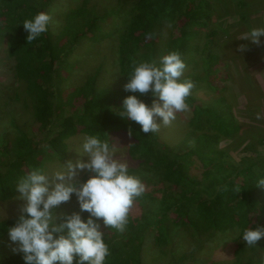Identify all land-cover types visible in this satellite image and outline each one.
<instances>
[{
    "label": "trees",
    "instance_id": "obj_1",
    "mask_svg": "<svg viewBox=\"0 0 264 264\" xmlns=\"http://www.w3.org/2000/svg\"><path fill=\"white\" fill-rule=\"evenodd\" d=\"M50 1L0 0V40L5 38L15 78L25 80L32 88H27L29 100L25 109L27 120L38 125L31 131L3 123L0 201L15 197L16 181L31 169H42L50 161H62L71 137L87 133L97 135L111 145V134L123 132L128 138L131 157L140 167H129L130 174L142 169L157 175L163 184L158 194L154 195L145 187L142 196L136 198L132 208L139 209V217H132L129 211L125 232L118 233L101 225L110 249L105 264H142L144 233L154 229L161 244L167 237L163 233L167 224H179L197 239L207 236L220 240L231 239L232 231H238L237 239H240L245 228L264 227V188L256 184L264 173L251 165L240 169L230 167L229 163L225 166L226 151L217 147L221 137H230L240 128L228 103L219 98L212 106H202L191 94L186 101L192 109L188 121L190 130L184 141L174 146L162 143L158 132L142 133L139 125L122 120L116 114L122 99L130 94L123 90V85L135 63L159 64L160 58L171 51L179 52L186 61L187 51L194 49L191 42L200 33V28L211 22V0H132L129 9L120 2L114 11L107 10L102 14L95 7L89 8L88 1L84 0L64 17L62 34H67V38L62 46L56 41L51 42L56 38L49 29L36 40L27 41L22 22L44 12ZM123 11L129 13V19L119 34L115 58L124 78L121 87L100 85L99 74L93 72L81 75L76 86L64 88L61 85L64 76L53 69L52 63L72 45L80 46L85 40L99 41L102 34L94 32L98 23L108 15ZM164 29H167L166 36H159ZM214 33L215 30L208 31L209 35ZM200 54L204 62L217 61V56L209 55L205 47ZM183 78L196 81L191 75ZM136 95L151 105L150 94ZM53 97L58 104L54 103ZM61 105L69 106L68 112H64ZM202 130L206 131L196 132ZM190 137L194 139L193 146L184 144ZM248 145L254 147L251 143ZM199 172L204 175L203 181ZM86 178L84 172L77 180ZM74 208L79 212V207ZM87 215L81 213L82 218ZM16 218L0 219V238L7 237L6 230ZM257 247H264V238L257 242ZM257 256H237L236 263L261 264ZM3 258L0 264H23L18 254L8 253Z\"/></svg>",
    "mask_w": 264,
    "mask_h": 264
},
{
    "label": "rangeland",
    "instance_id": "obj_2",
    "mask_svg": "<svg viewBox=\"0 0 264 264\" xmlns=\"http://www.w3.org/2000/svg\"><path fill=\"white\" fill-rule=\"evenodd\" d=\"M86 1H88V7H95L99 14L107 10L114 11L115 6H118L120 2L128 9L132 6V0ZM83 2L84 0L50 1L44 12L51 15L47 28L56 38V40L51 39V42L56 41L61 46L65 43L67 34H62L65 25L64 17L70 9L81 6ZM211 4V22L208 26L201 27L200 33L191 42L194 49L187 51L184 76L191 75L196 78V81H193L195 86L191 94L198 104L212 106L221 98L231 106L232 116L240 128L230 137H221L217 145L218 148L226 151L225 166L229 163L230 167L240 169L251 165L252 168L260 170V173H264V37L260 38L262 41L260 46L242 39L250 29L264 28V0H211ZM128 19L127 11L108 15L94 30L95 33L102 34L99 41L85 40L80 46L72 45L73 47L68 48L59 60L56 59L52 63L53 69L64 76L61 82L64 88L76 86L81 75L93 72L99 74L100 85L110 86V88L121 87L124 78L119 73L115 58L118 37ZM209 29L215 30L216 34L209 35ZM166 34L167 29H164L159 36L164 37ZM241 44L247 46V51L243 53L237 51ZM203 47L209 55L215 54L217 61L214 63L202 61L200 53ZM205 58L211 60L208 57ZM29 85L25 80L15 78L12 61L7 55L5 38L2 37L0 40V133L4 130L3 123L7 126L8 124L19 125L31 131L38 126L32 120H27L25 103L29 100L27 91ZM29 89L32 88L29 87ZM53 100L55 104H58L57 99L53 97ZM61 107L64 112H68L69 106L61 105ZM191 112L192 109L189 107L185 112L176 113L175 120L169 125L160 124L157 131L160 141L169 146L183 142L186 132L190 130L188 121ZM203 131L206 130L196 132ZM83 135L77 134L69 139L67 155L62 161H50L42 169L47 174H51L61 165L66 166L68 161L75 163L78 158L83 159L84 157H78L76 153ZM193 140L190 137L184 144L193 146ZM249 143L254 147H250ZM111 146L118 159L127 162L129 167L140 168L138 162L131 157L128 138L123 132L111 134ZM83 173L84 171H78L76 179H80ZM133 175L138 176L154 195L161 191L160 185L163 183L157 175L145 173L142 169L135 171ZM200 175L203 181L204 175L201 173ZM14 196L11 200L0 201V219H11L19 215L22 202L16 199V193ZM76 206L78 207V204L73 195L68 202L62 203L56 209L57 215L61 212H75ZM139 213L138 208L130 210L132 217H139ZM165 226L163 233L167 237L161 244L158 243L159 236L153 233L154 229L146 233V244L142 249V264H237V256L242 258L252 255H258L261 264H264V247L250 249L242 244L243 241L237 239L238 231H232L231 239L220 240L219 237L208 238L207 236L197 239L192 232L189 234L179 224ZM235 238L236 241H234ZM8 253L12 252L7 245V239L0 240V259ZM239 263L251 264L247 261Z\"/></svg>",
    "mask_w": 264,
    "mask_h": 264
},
{
    "label": "clouds",
    "instance_id": "obj_3",
    "mask_svg": "<svg viewBox=\"0 0 264 264\" xmlns=\"http://www.w3.org/2000/svg\"><path fill=\"white\" fill-rule=\"evenodd\" d=\"M50 20L51 15L45 12L25 19L26 40L31 42L46 33ZM261 37L264 28L257 27L242 39L260 46ZM237 51L243 53L247 46L241 44ZM185 69L177 51L162 56L159 64L135 63L123 85L130 94L122 99L116 114L139 125L145 134L157 132L160 124L169 125L176 113L189 109L186 101L195 85L183 78ZM136 93L150 94L151 105ZM76 153L84 158L68 161L51 174L41 168L31 169L15 183L16 199L22 205L14 224L6 230L7 245L13 254L20 255L23 264H105L110 249L101 225L118 233L127 229L129 211L145 191L142 180L130 174L127 162L118 159L110 143L97 135L85 133ZM78 171H84L87 178L77 180ZM256 184L264 188V177ZM73 195L79 212H61L58 216L56 209ZM84 212L88 215L82 218ZM262 238L261 226H249L240 234L249 248L257 247Z\"/></svg>",
    "mask_w": 264,
    "mask_h": 264
},
{
    "label": "bare ground",
    "instance_id": "obj_4",
    "mask_svg": "<svg viewBox=\"0 0 264 264\" xmlns=\"http://www.w3.org/2000/svg\"><path fill=\"white\" fill-rule=\"evenodd\" d=\"M157 206V205H156ZM156 206H154V207H156ZM153 207V208H154ZM103 226V225H102ZM102 229V228H101ZM146 233L147 232H145L144 233V235H143V240H144V244H146V241H145V235H146ZM153 233L156 235V233L153 231ZM177 237H180L179 235H176ZM7 239V237L6 236H4L3 238H0V240H6ZM143 248H144V245H143Z\"/></svg>",
    "mask_w": 264,
    "mask_h": 264
}]
</instances>
